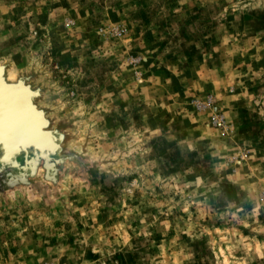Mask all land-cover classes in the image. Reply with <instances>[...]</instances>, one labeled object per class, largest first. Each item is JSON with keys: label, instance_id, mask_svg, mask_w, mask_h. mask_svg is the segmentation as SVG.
Masks as SVG:
<instances>
[{"label": "rangeland", "instance_id": "rangeland-1", "mask_svg": "<svg viewBox=\"0 0 264 264\" xmlns=\"http://www.w3.org/2000/svg\"><path fill=\"white\" fill-rule=\"evenodd\" d=\"M4 62L100 183L1 202L0 264H264V0H0Z\"/></svg>", "mask_w": 264, "mask_h": 264}, {"label": "water", "instance_id": "water-1", "mask_svg": "<svg viewBox=\"0 0 264 264\" xmlns=\"http://www.w3.org/2000/svg\"><path fill=\"white\" fill-rule=\"evenodd\" d=\"M11 67V62L0 63V203L22 189L38 196L56 191L58 197L68 164L78 168V181L97 186L98 166L66 150L67 132L53 126L47 110L39 107L42 88L32 84L36 72L11 78Z\"/></svg>", "mask_w": 264, "mask_h": 264}, {"label": "built area", "instance_id": "built-area-1", "mask_svg": "<svg viewBox=\"0 0 264 264\" xmlns=\"http://www.w3.org/2000/svg\"><path fill=\"white\" fill-rule=\"evenodd\" d=\"M210 121L218 128H224L225 126V121L216 115L211 116Z\"/></svg>", "mask_w": 264, "mask_h": 264}, {"label": "flooded vegetation", "instance_id": "flooded-vegetation-1", "mask_svg": "<svg viewBox=\"0 0 264 264\" xmlns=\"http://www.w3.org/2000/svg\"><path fill=\"white\" fill-rule=\"evenodd\" d=\"M42 98V93H41V97L40 98H38V100L39 99H41ZM64 146V145H63ZM39 175V174H38ZM38 175H36L37 176V178L36 179H38V180H40V181H42L43 180V177H41V176H38ZM22 192H26V193H30V194H36V193H34V192H31L30 190H28V189H22V190H20V191H17L16 193H14V195L15 194H17V193H22Z\"/></svg>", "mask_w": 264, "mask_h": 264}, {"label": "bare ground", "instance_id": "bare-ground-1", "mask_svg": "<svg viewBox=\"0 0 264 264\" xmlns=\"http://www.w3.org/2000/svg\"><path fill=\"white\" fill-rule=\"evenodd\" d=\"M11 78L13 77V76H10Z\"/></svg>", "mask_w": 264, "mask_h": 264}]
</instances>
